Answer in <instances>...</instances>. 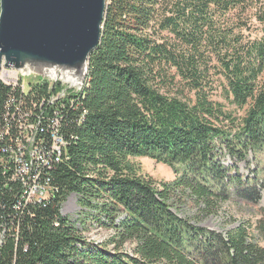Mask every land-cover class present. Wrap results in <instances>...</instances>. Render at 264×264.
<instances>
[{
	"label": "trees",
	"instance_id": "1",
	"mask_svg": "<svg viewBox=\"0 0 264 264\" xmlns=\"http://www.w3.org/2000/svg\"><path fill=\"white\" fill-rule=\"evenodd\" d=\"M46 88L27 94L0 78V264H264V216L254 230L220 234L180 217L172 201L179 192L203 216L234 192L259 202L240 175L230 192L217 142L239 161L264 151V0H108L82 91L52 107L68 143L44 169L53 191L26 203L1 161ZM139 157L177 179L158 184ZM71 195L108 220V242H89L62 213Z\"/></svg>",
	"mask_w": 264,
	"mask_h": 264
},
{
	"label": "water",
	"instance_id": "2",
	"mask_svg": "<svg viewBox=\"0 0 264 264\" xmlns=\"http://www.w3.org/2000/svg\"><path fill=\"white\" fill-rule=\"evenodd\" d=\"M107 1L0 0V70L43 77L55 70L82 89L102 40Z\"/></svg>",
	"mask_w": 264,
	"mask_h": 264
},
{
	"label": "rangeland",
	"instance_id": "3",
	"mask_svg": "<svg viewBox=\"0 0 264 264\" xmlns=\"http://www.w3.org/2000/svg\"><path fill=\"white\" fill-rule=\"evenodd\" d=\"M22 73V75H21ZM20 77L26 83L27 88H32L33 84L39 82L41 78L52 81L53 79L47 75L40 76L39 74H25L20 71ZM19 77V78H20ZM13 79H17V76ZM43 80V79H42ZM71 85L70 83H64ZM45 90V96L48 97L49 93H52V87L48 84ZM218 95L215 99L225 104L227 110L233 111L236 107L230 106L228 102L221 96V91H218ZM241 113L236 112V116ZM218 145V160L219 162L229 170V177L225 179V183L228 184L230 192L234 191V184L230 182L231 176L240 175L243 180H250L251 183L257 187L259 192V202H252L249 198H244L234 192L231 195V199L221 205L220 211L215 215L203 216L200 215L198 208L192 203L185 195L177 193L172 201L176 204L174 212L191 221V223L200 228L207 229L212 232L227 234L231 230L245 226L254 230L256 223L263 218L264 209V151L255 153L250 151L247 159L239 161L238 159L229 155V152L225 149V146L221 142H217ZM132 162L139 165L143 174L153 178L158 184L172 183L177 179L176 173L171 167L165 164L157 163L150 158H134ZM63 214L69 218V220L81 231V234L85 239L93 244H102L108 242L114 235L115 230L109 226H104L103 223L108 220L94 210L86 209L79 203V197L71 195L68 200L63 204ZM90 215H93L90 217ZM97 218H101L102 223L97 221ZM124 216L121 217V219ZM120 222V219H118ZM133 246L130 244L125 245L124 251L132 253Z\"/></svg>",
	"mask_w": 264,
	"mask_h": 264
},
{
	"label": "built area",
	"instance_id": "4",
	"mask_svg": "<svg viewBox=\"0 0 264 264\" xmlns=\"http://www.w3.org/2000/svg\"><path fill=\"white\" fill-rule=\"evenodd\" d=\"M16 76L17 79L12 78ZM19 77L20 71L5 68L0 70V78L4 83L15 89L20 86L24 93L28 94L34 86L43 88L46 84L53 89L48 97L44 95L38 101V110L33 116L27 113L25 118H22L19 125L20 134L13 144L4 147L1 161L5 169L11 171L14 181L21 184L22 200L26 203H39L47 201L53 191L51 183L45 177L44 169L50 166L53 158L56 162H60L68 146L59 132L58 110L56 109L55 114L52 115L54 112L52 107H57L62 100L69 98L72 92H81L83 88L80 89L57 77H51L53 80L49 82L40 79L32 88H27L22 77ZM64 83L71 85L67 87ZM46 125L50 126V142L44 138L43 131Z\"/></svg>",
	"mask_w": 264,
	"mask_h": 264
},
{
	"label": "bare ground",
	"instance_id": "5",
	"mask_svg": "<svg viewBox=\"0 0 264 264\" xmlns=\"http://www.w3.org/2000/svg\"><path fill=\"white\" fill-rule=\"evenodd\" d=\"M48 74H49V76H51L53 78H56V77L57 78H63V80L66 82H70L71 84H77L76 78H74L72 75L65 74V73L60 74L55 70L49 71Z\"/></svg>",
	"mask_w": 264,
	"mask_h": 264
}]
</instances>
